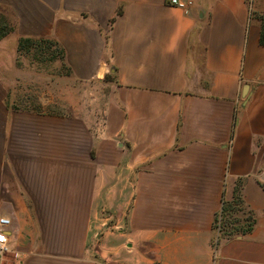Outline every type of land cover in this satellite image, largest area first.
I'll use <instances>...</instances> for the list:
<instances>
[{"label":"crops","instance_id":"crops-1","mask_svg":"<svg viewBox=\"0 0 264 264\" xmlns=\"http://www.w3.org/2000/svg\"><path fill=\"white\" fill-rule=\"evenodd\" d=\"M189 1L0 0L14 264H264V0ZM25 37L60 47L68 82L104 83L102 108H8ZM236 196L254 224L224 237L215 218Z\"/></svg>","mask_w":264,"mask_h":264},{"label":"rangeland","instance_id":"rangeland-1","mask_svg":"<svg viewBox=\"0 0 264 264\" xmlns=\"http://www.w3.org/2000/svg\"><path fill=\"white\" fill-rule=\"evenodd\" d=\"M0 22L8 25L5 21ZM34 41L38 45L25 44L18 55L17 65L22 67L24 86L17 94L13 92L7 96L8 108L59 113L63 111L62 105L69 101L70 107L63 108L65 112L81 114L80 110L84 108L79 107L78 103H82L87 105V115H91L89 112L97 113L105 101L107 88L104 83L97 80L68 82L69 71L64 64L60 47L56 43L49 45L39 40ZM47 82L49 87H46ZM49 99L52 104H45ZM220 220L219 216L215 226ZM15 259L13 253L9 252L1 264H14Z\"/></svg>","mask_w":264,"mask_h":264},{"label":"trees","instance_id":"trees-1","mask_svg":"<svg viewBox=\"0 0 264 264\" xmlns=\"http://www.w3.org/2000/svg\"><path fill=\"white\" fill-rule=\"evenodd\" d=\"M261 20V31H260V44L264 45V15L260 16ZM10 32V27L7 24H1L0 22V38ZM34 40H39V42H44L49 45L55 44L54 41L49 39H31V38H20L18 41V51L20 52L21 48L25 44L29 45H38V43ZM108 76H106V79ZM240 198L236 196L232 202H227L223 200L222 207L220 212L216 215L215 221H218V217H221L219 223V231L224 237H231L237 234H244L249 232L252 229L254 224L253 219L250 215H246L244 217H240ZM218 226V225H217Z\"/></svg>","mask_w":264,"mask_h":264},{"label":"built area","instance_id":"built-area-1","mask_svg":"<svg viewBox=\"0 0 264 264\" xmlns=\"http://www.w3.org/2000/svg\"><path fill=\"white\" fill-rule=\"evenodd\" d=\"M168 4L182 8V9H188L192 2L189 0H168ZM10 225V218L5 215H0V264L3 261L5 255L9 252H11V249L8 245V240L5 235L6 228ZM216 229L219 228L216 226Z\"/></svg>","mask_w":264,"mask_h":264}]
</instances>
